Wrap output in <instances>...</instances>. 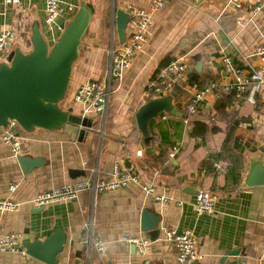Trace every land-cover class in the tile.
I'll return each mask as SVG.
<instances>
[{"label": "crops", "instance_id": "1", "mask_svg": "<svg viewBox=\"0 0 264 264\" xmlns=\"http://www.w3.org/2000/svg\"><path fill=\"white\" fill-rule=\"evenodd\" d=\"M83 1L87 0H61L58 26L68 21ZM91 1L95 17L74 66L63 106L72 107L74 114L92 118L94 124L97 121L95 131L79 141L71 140L63 131L26 133L18 128V156L0 136V197L22 204L17 211L0 212V236L15 231L22 233L23 241L25 237L29 241H46L62 230L65 241L57 264H76V260L80 264H179L176 247L167 239L166 230L190 229L202 254L195 264H221L225 255L237 249L239 257H246V264H264V184H242L249 155L264 146V83L255 103L247 100V93L240 99L224 98L227 93L210 96L192 117V126L184 121L193 83L232 78L225 69L224 56L244 65L245 72L253 71L260 63L259 57H252L256 47L264 44V0H251V5L263 2V9L242 24L238 19L243 12L234 9L230 0H168L154 13L143 48L132 57L130 67L121 78L112 80L106 118L93 112L84 114L85 106L75 99L76 90L88 81L106 79L111 45L118 42L114 11L128 12V6L146 7L151 0ZM45 2L19 0L18 4H8L0 0V32L11 29L15 33L10 45L0 52V62L6 61L16 47L25 51L31 48L35 21L53 42L54 34L45 24ZM132 30L128 21L126 39ZM182 54L190 55L188 73L196 71L202 62L201 70L181 84L174 99L179 114L162 112L150 121L153 141L151 151H147L136 111L147 101L144 90L161 62ZM193 77L197 80L187 82ZM195 122L198 128L206 127L204 132L193 134ZM174 145L179 150L171 158L168 153ZM21 155L41 158L42 162L31 172H24L18 161ZM262 156L264 153H258L259 158ZM116 166L137 174L142 184L153 185L156 194L146 192L140 184L129 183L103 193L84 191L73 201L45 207L33 205L38 193L90 176L95 170L100 178L110 179ZM72 169L84 174L72 178ZM12 184L18 185L15 190L10 189ZM201 189L222 194L211 214H198L193 209L195 195ZM158 194L171 195L174 200L159 201ZM144 209L159 216L153 230L141 226ZM91 233L103 239V251L91 248ZM125 235L147 237L148 252L143 255L137 246L134 249V244L124 242ZM0 264L47 263L28 253L0 250Z\"/></svg>", "mask_w": 264, "mask_h": 264}, {"label": "built area", "instance_id": "2", "mask_svg": "<svg viewBox=\"0 0 264 264\" xmlns=\"http://www.w3.org/2000/svg\"><path fill=\"white\" fill-rule=\"evenodd\" d=\"M6 3L18 4L19 0H5ZM168 0H151L146 7L128 6L129 22L133 27L132 33L121 44L112 43L110 49V66L106 79L91 80L82 84L75 93V99L82 103L84 114L96 113L106 118L109 102L113 93L112 80L121 78L124 71L131 65L132 57L143 48L147 38V29L153 23L155 12L165 6ZM61 0H46L45 2V24L49 32L54 34L53 42L61 32L57 19L60 15ZM230 3L237 11L243 12L238 19V23L251 21L252 13H258L263 9V2L251 5V0H230ZM250 7L251 10H246ZM70 10H73L70 7ZM58 32V34H57ZM15 33L11 29H4L0 32V52L4 51L14 39ZM254 54L258 55L260 63L250 72H245L243 68L236 66L235 61L228 56L223 57L226 71L232 75L231 79L225 81H210L206 84L195 82L192 84V96L185 106L186 117L184 121L192 126L191 119L199 110L200 104L207 97H219L222 93H233L235 98H242L247 93V100L255 103L256 94L260 91L264 83V44L256 47ZM190 67V55L182 54L172 58L163 66L155 76L147 82L144 90V97L149 100L155 97L167 95L175 85H181L187 79ZM11 124L7 128H1V139L12 149L14 155L18 156L21 149V137L17 131H12ZM179 150L178 146H172L169 156L175 157ZM221 169V165L217 164ZM110 179H102L95 170L90 176L82 179H74L61 186H54L42 191L32 200L36 207H45L48 204L59 201H73L79 198L84 191H91L94 194L103 193L124 187L129 183L140 184L142 189L148 193L156 194L153 185L141 183L140 177L129 170L116 166L112 171ZM17 184L10 186L11 190L17 188ZM221 193L211 190L201 189L197 191L193 202V209L198 214H211L215 211L216 203L221 197ZM156 198L162 202L174 200V197L167 194H158ZM181 204V202H179ZM21 202L9 197H0V212L17 211L21 207ZM166 237L172 241L176 247V260L179 264H195L201 258L199 242L190 229L177 232L170 228L166 230ZM23 235L20 232H7L0 236V250L19 252L27 255L23 247ZM122 240L128 244H134L139 252L145 255L148 252L150 240L143 235L123 236ZM89 242L93 250L99 252L105 248L103 239L90 234Z\"/></svg>", "mask_w": 264, "mask_h": 264}, {"label": "water", "instance_id": "3", "mask_svg": "<svg viewBox=\"0 0 264 264\" xmlns=\"http://www.w3.org/2000/svg\"><path fill=\"white\" fill-rule=\"evenodd\" d=\"M198 2L202 0H196ZM96 8L91 0L83 1L75 14L64 21L61 32L54 42H50L39 23L35 21L31 30V48L23 50L16 47L6 61L0 62V127L7 128L11 122L12 131L21 129L26 133L36 130L63 131L71 140H83L95 131L93 119L73 113L72 107L65 108L69 85L76 62L81 57L82 46L90 33V25L95 17ZM113 22L119 43L126 40L129 14L123 10L114 11ZM252 59H258L254 55ZM202 62L195 67L200 72ZM196 71L188 73L191 78ZM175 85L164 96L144 102L136 111L135 117L139 131L143 135L147 151H151L153 141L149 124L162 112L178 115L174 99L181 90ZM264 146L251 152L248 157V170L243 179L244 186L264 184ZM18 161L24 172H31L41 164V158L19 156ZM72 178L84 174L76 169L70 170ZM159 216L149 209L142 211L141 226L144 230L156 228ZM62 230H57L46 241H29L25 237L23 247L31 256L47 263L57 264V255L65 241ZM134 249L136 248L133 245ZM78 253V257H80ZM246 257H239V250L230 251L221 259V264H246ZM76 260V264H80Z\"/></svg>", "mask_w": 264, "mask_h": 264}, {"label": "trees", "instance_id": "4", "mask_svg": "<svg viewBox=\"0 0 264 264\" xmlns=\"http://www.w3.org/2000/svg\"><path fill=\"white\" fill-rule=\"evenodd\" d=\"M76 12V11H75ZM75 12L71 15V18L73 17V15L75 14ZM118 42L115 40V44H117ZM121 44V43H120ZM196 60H198V59H196ZM169 62V60L167 61V62H165V61H163V62H161V64L159 65V68L157 69V71H159L163 66H165L167 63ZM235 65L236 66H239V67H244V65H242L241 63H236L235 62ZM197 79H196V77H193L192 79H190L189 81H187V82H192V81H196ZM225 97L224 98H229V97H232V96H234V94L233 93H227V94H225L224 95ZM97 124V121H96V123L94 124V125H96ZM206 129V127L204 126V125H201V128H198V123H197V125H196V122H195V126L193 127V134H198V133H202V132H204V130ZM198 132V133H197Z\"/></svg>", "mask_w": 264, "mask_h": 264}, {"label": "rangeland", "instance_id": "5", "mask_svg": "<svg viewBox=\"0 0 264 264\" xmlns=\"http://www.w3.org/2000/svg\"><path fill=\"white\" fill-rule=\"evenodd\" d=\"M79 60H80V59H79ZM79 60H78V61H79ZM105 76H106V74H105ZM104 78H105V77H104Z\"/></svg>", "mask_w": 264, "mask_h": 264}]
</instances>
